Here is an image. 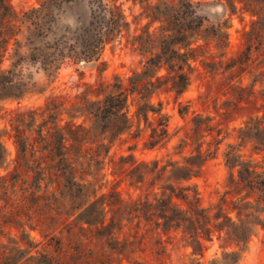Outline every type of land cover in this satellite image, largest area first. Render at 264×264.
<instances>
[{"label":"trees","instance_id":"obj_1","mask_svg":"<svg viewBox=\"0 0 264 264\" xmlns=\"http://www.w3.org/2000/svg\"><path fill=\"white\" fill-rule=\"evenodd\" d=\"M38 1L37 7L16 11L9 0H0L1 102H18L31 93L26 66L38 65L55 79L66 61L95 63L106 45L128 33L118 0H86L87 23L65 27L61 34L56 33V24L62 6L77 0ZM132 1L147 19L144 32L135 38L145 58L139 71L125 82L116 78L107 86H85L70 100L53 96L36 109L10 112L5 134L13 141L15 157L12 169L0 175V264H137L134 255L141 250L142 224L163 234L179 229L189 239L193 255H201V241L210 239L213 228L225 229L238 250L223 252L218 263L240 264L250 238L264 228V115L246 119L237 130L236 143L227 144L222 153L229 193L236 197L231 202L235 220L220 205L211 217L198 205L191 180L199 176L206 160L216 157L221 140L214 141L213 150L210 142L203 148L202 138L212 128L205 124L202 129V122L209 119L197 114L191 118L195 148L181 156V163L131 160L124 170L125 180L136 188L151 186L165 174L152 200L141 195L124 200L116 189H106L102 171L118 137L132 130L138 137L143 122L148 131L146 149L162 148L171 140L169 118L162 104L151 98L162 87L180 98L189 87L194 62L201 59L212 71L239 68L249 74L247 86L239 79L232 88L234 101L226 114L242 109L240 103L253 104L257 98L252 102L246 92L253 94L255 85L256 92L264 93V16H257L244 34L237 57L227 59L229 26L222 15L209 23L199 12L200 3L190 0ZM155 23L158 26L150 32ZM255 56L262 60L254 64ZM261 100L264 106V94ZM178 111L185 116L189 108L179 103ZM150 114L157 116L155 123L148 121ZM3 136L0 170L8 166ZM187 140L180 138L173 154H181ZM246 147L249 155L243 152ZM124 161L120 157L114 165Z\"/></svg>","mask_w":264,"mask_h":264},{"label":"rangeland","instance_id":"obj_2","mask_svg":"<svg viewBox=\"0 0 264 264\" xmlns=\"http://www.w3.org/2000/svg\"><path fill=\"white\" fill-rule=\"evenodd\" d=\"M193 3H200L199 12L209 23H213V18L222 15V20L229 26L227 30L228 44L225 58L237 57L244 45V34L250 31L252 23L257 16H264V1L258 0H190ZM11 7L16 11H26L37 7L38 0H9ZM121 4L126 20L129 23L128 33L118 42L106 45L99 60L95 63H79L66 61L58 71L55 79L47 77L39 66H26L25 74L31 75L30 91L22 100L0 101V134H4L2 141L8 152V166L0 170V175L6 174L12 169L11 160L15 157L13 141L8 137L9 128L7 121L10 112H23L29 109L41 107L46 100L53 96H63L67 100L82 92L85 86H96L97 84L109 85L116 78L124 81L135 71L142 68L145 58L137 49L135 38L145 30L147 19L144 18L143 10L138 3L132 0H118ZM79 17V19H77ZM89 18V10L86 0H77L73 3L62 6V12L57 18V34H61L65 27L74 28L76 25H85ZM158 24H153L149 31L156 29ZM198 45H203L201 41ZM210 52L214 53L212 44H209ZM210 58L209 55H206ZM262 57L256 58L258 63ZM211 59V58H210ZM217 60V58H213ZM5 65L7 62L4 63ZM190 84L186 92L178 99L167 87L160 88L153 94L151 101L154 104L161 103L163 112L168 116V130L172 134L171 140L162 148L146 149L145 143L148 138V131L142 122L140 128L143 131L138 137H134V130L118 137L111 145L109 156L105 161L102 171L103 181L106 189L114 188L124 199H135L138 196H147L152 200L154 194L165 179V174L159 180L154 181L149 186L145 183L140 188L130 186L124 178V170L129 168L131 160L140 162H151L158 160L160 165L169 159L181 161V156H187L195 148L192 144L191 118L193 115H200L208 118L202 122L204 129L208 124L212 129L208 135L206 132L203 148L210 142V149L213 150L215 140H221L215 158L204 162L199 176L192 178L198 192V205L209 210V216H213L220 205L225 214L232 220L236 218V211L231 202L235 196L230 194L231 187L228 185L229 171L224 166L222 153L227 144H235L237 130L242 127L244 121L251 116H263L264 106L262 105V95L256 92L259 86L255 85L254 92H246L254 101L253 104L240 103L242 109L226 114V110L232 107L230 101H234L233 89L237 86V81L241 80L242 86H247L250 77L247 71H240L234 68L227 72L222 70L212 71L203 65L201 59L194 62ZM164 74V73H162ZM246 96V95H244ZM179 103L189 108V113L185 116L179 114ZM135 106L131 104L129 113L133 114ZM6 112L5 114H3ZM157 116L150 114L148 121L155 123ZM209 127V128H210ZM201 129V130H202ZM188 137L187 145L181 154H173V147L180 138ZM249 155V147L243 149ZM120 157L125 158V163L117 164ZM261 160L260 156H254ZM115 173V174H114ZM105 189V190H106ZM224 200V201H223ZM3 215V212H1ZM33 237H38L32 232ZM138 237L141 240V250L134 255L137 264H216L222 258L225 251H237L232 239L227 235L226 230L212 229L209 240H202L201 255H193L192 247L188 238L184 237L179 229L162 233L140 225ZM126 264H134L126 263ZM222 264V263H221ZM240 264H264V228H258L250 238L246 250L241 254Z\"/></svg>","mask_w":264,"mask_h":264}]
</instances>
